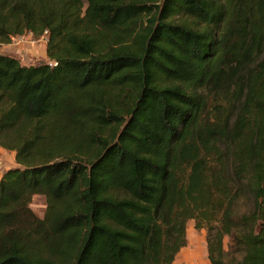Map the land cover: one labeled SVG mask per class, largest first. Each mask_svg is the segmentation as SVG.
Wrapping results in <instances>:
<instances>
[{"label":"trees","instance_id":"trees-1","mask_svg":"<svg viewBox=\"0 0 264 264\" xmlns=\"http://www.w3.org/2000/svg\"><path fill=\"white\" fill-rule=\"evenodd\" d=\"M0 264H264V0H0ZM46 203L42 218L30 208Z\"/></svg>","mask_w":264,"mask_h":264},{"label":"rangeland","instance_id":"rangeland-1","mask_svg":"<svg viewBox=\"0 0 264 264\" xmlns=\"http://www.w3.org/2000/svg\"><path fill=\"white\" fill-rule=\"evenodd\" d=\"M25 43L17 48H7L0 52V54L11 55L16 57L22 65H35L37 63L47 62L46 57V43L47 34L41 37L34 38L30 34H25ZM14 153L0 148V174L15 165ZM33 213L42 218L46 203L43 196H34L30 205ZM187 245L183 248L173 264H205L206 245H205V232L196 231L193 223L190 221L186 226Z\"/></svg>","mask_w":264,"mask_h":264},{"label":"built area","instance_id":"built-area-1","mask_svg":"<svg viewBox=\"0 0 264 264\" xmlns=\"http://www.w3.org/2000/svg\"><path fill=\"white\" fill-rule=\"evenodd\" d=\"M25 42L26 41L24 35L12 37L7 44H0V52L7 48H17L22 44H24Z\"/></svg>","mask_w":264,"mask_h":264},{"label":"crops","instance_id":"crops-1","mask_svg":"<svg viewBox=\"0 0 264 264\" xmlns=\"http://www.w3.org/2000/svg\"><path fill=\"white\" fill-rule=\"evenodd\" d=\"M205 264H210L208 260L205 261Z\"/></svg>","mask_w":264,"mask_h":264}]
</instances>
